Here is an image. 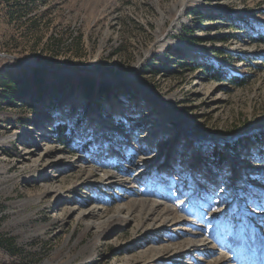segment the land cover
<instances>
[{
	"label": "rangeland",
	"instance_id": "obj_1",
	"mask_svg": "<svg viewBox=\"0 0 264 264\" xmlns=\"http://www.w3.org/2000/svg\"><path fill=\"white\" fill-rule=\"evenodd\" d=\"M260 34L264 0H0V264H264Z\"/></svg>",
	"mask_w": 264,
	"mask_h": 264
},
{
	"label": "trees",
	"instance_id": "obj_2",
	"mask_svg": "<svg viewBox=\"0 0 264 264\" xmlns=\"http://www.w3.org/2000/svg\"><path fill=\"white\" fill-rule=\"evenodd\" d=\"M259 41L264 42V34H260L258 37ZM209 71H214V77L218 79H223V75H220L217 73L219 70L215 69L214 67H210ZM244 76H236L234 75L232 77L233 80H236L237 78H240L239 82L242 84L244 82ZM74 81H76V86L81 87L84 96L86 99L90 100L92 98H111L114 95V86L112 82L109 80H98L95 75H86L85 73H80L78 75H75L73 78ZM60 89L63 88V85H60ZM57 132L60 137L61 141H64L65 135L67 133V126L64 124H60L57 126ZM223 156V155H222Z\"/></svg>",
	"mask_w": 264,
	"mask_h": 264
},
{
	"label": "snow or ice",
	"instance_id": "obj_3",
	"mask_svg": "<svg viewBox=\"0 0 264 264\" xmlns=\"http://www.w3.org/2000/svg\"><path fill=\"white\" fill-rule=\"evenodd\" d=\"M256 210L264 211V207L261 206V204L256 205ZM262 222H264V217L261 218Z\"/></svg>",
	"mask_w": 264,
	"mask_h": 264
},
{
	"label": "water",
	"instance_id": "obj_4",
	"mask_svg": "<svg viewBox=\"0 0 264 264\" xmlns=\"http://www.w3.org/2000/svg\"><path fill=\"white\" fill-rule=\"evenodd\" d=\"M25 62H29V61H25ZM33 65H38V63L32 62ZM40 65V64H39Z\"/></svg>",
	"mask_w": 264,
	"mask_h": 264
}]
</instances>
